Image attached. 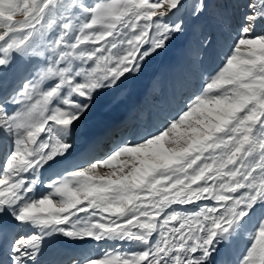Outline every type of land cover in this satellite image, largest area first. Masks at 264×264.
Segmentation results:
<instances>
[{"label":"snow or ice","instance_id":"obj_1","mask_svg":"<svg viewBox=\"0 0 264 264\" xmlns=\"http://www.w3.org/2000/svg\"><path fill=\"white\" fill-rule=\"evenodd\" d=\"M179 38L172 109L98 155L80 126ZM61 237L68 264H264V0H0V264Z\"/></svg>","mask_w":264,"mask_h":264},{"label":"bare ground","instance_id":"obj_2","mask_svg":"<svg viewBox=\"0 0 264 264\" xmlns=\"http://www.w3.org/2000/svg\"><path fill=\"white\" fill-rule=\"evenodd\" d=\"M233 15L231 21L234 22V19H237L234 23L238 24L241 15L237 16L236 13L235 17ZM156 66L155 77L141 84L132 96L126 98L124 111L118 117L107 122L100 131L86 134L84 140L99 141V146L96 149L98 155L103 153V149L108 148L110 150L114 141L128 134L131 130L152 124L159 112L172 109L175 99L184 89L183 78L190 71L185 43L175 44L168 49L157 60ZM12 76L13 73L9 71V80L12 79ZM114 126H120V128L112 134L110 145H103ZM77 135L81 139V135L78 133ZM108 171L110 170L105 168L98 169V173ZM71 247L73 246L66 244L62 237L49 238L44 253L40 257V264H68L69 255L66 253ZM83 247L96 255L101 252V248L95 244H88Z\"/></svg>","mask_w":264,"mask_h":264},{"label":"rangeland","instance_id":"obj_3","mask_svg":"<svg viewBox=\"0 0 264 264\" xmlns=\"http://www.w3.org/2000/svg\"><path fill=\"white\" fill-rule=\"evenodd\" d=\"M152 2V0H150ZM231 10V9H230ZM243 9H233L231 13L235 17V13L237 16L241 15L242 16ZM15 19H23L21 15H17ZM237 19H234V22H236ZM231 21L233 24H237ZM225 32L228 31L227 26L225 27ZM234 30L232 31V35H234ZM185 39L184 38H179L176 41H173V43L170 45V48H172L175 44H184ZM165 52L161 53L159 56L155 57L153 60L149 61L147 66L145 67L144 71L136 76L134 79L126 82V85L124 86L123 90H116L115 92L108 93L104 96H102L98 103L96 108L94 109L91 117L83 123L78 131V134L81 135V139L86 138V134L89 132H98L100 131L106 124L107 122L111 121L112 119L118 117L125 108V101L127 97L132 96L135 91L141 86V84H144L148 81H150L154 76L155 72L157 71V60L161 58V56ZM120 126H114L111 128V131L107 137V140L104 142L103 145H110V138L112 137V134L116 132ZM109 140V141H108ZM109 151L108 148L103 149V152Z\"/></svg>","mask_w":264,"mask_h":264}]
</instances>
